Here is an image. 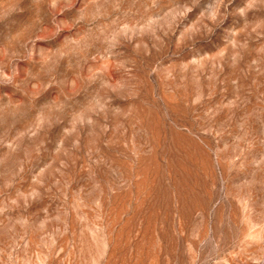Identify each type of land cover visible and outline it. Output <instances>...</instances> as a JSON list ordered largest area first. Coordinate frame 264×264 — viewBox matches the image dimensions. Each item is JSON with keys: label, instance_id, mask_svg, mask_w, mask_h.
<instances>
[{"label": "rangeland", "instance_id": "rangeland-1", "mask_svg": "<svg viewBox=\"0 0 264 264\" xmlns=\"http://www.w3.org/2000/svg\"><path fill=\"white\" fill-rule=\"evenodd\" d=\"M0 264H264V0H0Z\"/></svg>", "mask_w": 264, "mask_h": 264}]
</instances>
